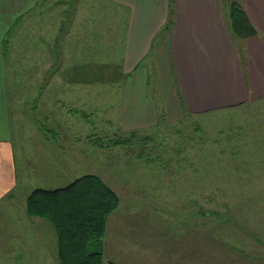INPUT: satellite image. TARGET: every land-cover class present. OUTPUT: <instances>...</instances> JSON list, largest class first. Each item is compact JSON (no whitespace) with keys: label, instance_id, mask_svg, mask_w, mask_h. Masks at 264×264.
Returning a JSON list of instances; mask_svg holds the SVG:
<instances>
[{"label":"crops","instance_id":"0c3cea01","mask_svg":"<svg viewBox=\"0 0 264 264\" xmlns=\"http://www.w3.org/2000/svg\"><path fill=\"white\" fill-rule=\"evenodd\" d=\"M239 2L258 31L246 40L234 35L225 0H85L67 27L57 24L51 0H0V216L10 225L0 235L15 237L5 264L55 259L39 247L43 230L22 218L29 178L23 152L18 165L16 140L26 137L16 129L24 116L11 77L47 64L55 92L74 93L68 102L84 112L98 107L128 133L155 126L163 115L178 120L264 102V0ZM128 204L120 198L108 218L104 264H151L150 245L164 240L168 264H188L180 240L187 225L168 221L170 235L163 236L156 213Z\"/></svg>","mask_w":264,"mask_h":264},{"label":"rangeland","instance_id":"374dc122","mask_svg":"<svg viewBox=\"0 0 264 264\" xmlns=\"http://www.w3.org/2000/svg\"><path fill=\"white\" fill-rule=\"evenodd\" d=\"M84 1L51 0L57 24L67 27L73 9ZM227 1L229 7L234 1L243 3ZM48 67L19 70L11 77L15 106L24 116L16 129L24 133L26 145L16 140V152L19 166L22 152L25 156L27 194L65 188L95 174L135 211L156 213L163 227L168 221L187 225L180 238L189 249L186 263L264 264V102L204 115L187 113L178 120L163 115L155 126L128 133L125 124L108 119L98 107L84 112L68 102L66 97L74 93L55 92L57 79ZM23 215L43 230L39 247L54 252L59 264L52 225L28 217L26 204ZM25 221L14 223L26 228ZM6 222L0 216V231L10 226ZM166 229L160 234L167 237ZM11 239L15 241L0 235V264L7 261ZM161 244L168 243L150 245L148 263L171 261L169 247Z\"/></svg>","mask_w":264,"mask_h":264},{"label":"trees","instance_id":"16d2710c","mask_svg":"<svg viewBox=\"0 0 264 264\" xmlns=\"http://www.w3.org/2000/svg\"><path fill=\"white\" fill-rule=\"evenodd\" d=\"M234 35H258L244 7H229ZM118 194L100 176L87 174L65 188H37L27 198L30 217L48 221L56 234L60 264H104L103 239L109 216L118 208Z\"/></svg>","mask_w":264,"mask_h":264}]
</instances>
